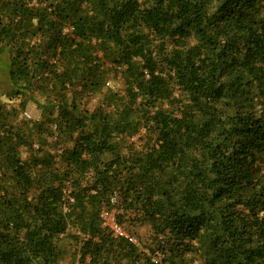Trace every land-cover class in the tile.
<instances>
[{"label": "trees", "instance_id": "trees-1", "mask_svg": "<svg viewBox=\"0 0 264 264\" xmlns=\"http://www.w3.org/2000/svg\"><path fill=\"white\" fill-rule=\"evenodd\" d=\"M0 82V264H264V0H0Z\"/></svg>", "mask_w": 264, "mask_h": 264}, {"label": "rangeland", "instance_id": "rangeland-1", "mask_svg": "<svg viewBox=\"0 0 264 264\" xmlns=\"http://www.w3.org/2000/svg\"><path fill=\"white\" fill-rule=\"evenodd\" d=\"M3 87V84L0 82V88ZM110 87H114L115 89L117 90H120V93L121 94H124V91L122 89V85H121V82L118 81V82H112ZM27 112L31 114L32 118L35 120L39 117V109L36 108L34 106L33 103H29L28 106H27ZM138 140L137 138L134 139V141ZM138 145L140 146L141 145V142L138 141ZM23 156L25 157V154H23ZM111 215V214H110ZM139 233L140 235H146L147 234V228H142L141 230H139ZM135 239H137V237H134L133 240L136 241ZM71 259L70 257L67 258V261L64 262L63 264H71Z\"/></svg>", "mask_w": 264, "mask_h": 264}, {"label": "built area", "instance_id": "built-area-1", "mask_svg": "<svg viewBox=\"0 0 264 264\" xmlns=\"http://www.w3.org/2000/svg\"><path fill=\"white\" fill-rule=\"evenodd\" d=\"M24 116L27 117V118H29V119L32 118L31 114L28 113V112H25V113H24ZM71 201H73V200H71ZM104 217H105L106 220L108 221V224H109L111 227H113V228L115 229L116 232H118V233L121 234V235L123 234L121 228H119V227L116 225V223H115L114 218H113L112 215H110V214H108V213H105V214H104Z\"/></svg>", "mask_w": 264, "mask_h": 264}]
</instances>
